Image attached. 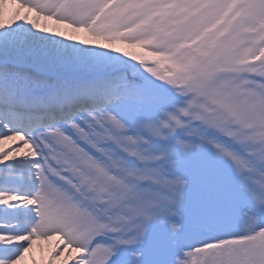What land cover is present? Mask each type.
<instances>
[{
    "label": "snow or ice",
    "instance_id": "snow-or-ice-1",
    "mask_svg": "<svg viewBox=\"0 0 264 264\" xmlns=\"http://www.w3.org/2000/svg\"><path fill=\"white\" fill-rule=\"evenodd\" d=\"M0 264H264V0H0Z\"/></svg>",
    "mask_w": 264,
    "mask_h": 264
},
{
    "label": "rangeland",
    "instance_id": "rangeland-1",
    "mask_svg": "<svg viewBox=\"0 0 264 264\" xmlns=\"http://www.w3.org/2000/svg\"><path fill=\"white\" fill-rule=\"evenodd\" d=\"M45 247H47V245H45ZM37 257L39 258V251L37 250Z\"/></svg>",
    "mask_w": 264,
    "mask_h": 264
}]
</instances>
